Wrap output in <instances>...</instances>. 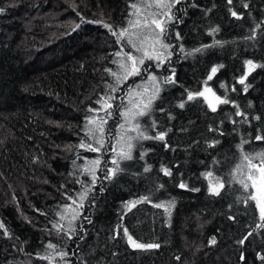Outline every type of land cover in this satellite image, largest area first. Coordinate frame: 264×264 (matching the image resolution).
Returning <instances> with one entry per match:
<instances>
[{
	"label": "trees",
	"instance_id": "obj_1",
	"mask_svg": "<svg viewBox=\"0 0 264 264\" xmlns=\"http://www.w3.org/2000/svg\"><path fill=\"white\" fill-rule=\"evenodd\" d=\"M134 2L142 21L152 18L156 9L142 6L152 0H0V264H264V220L247 199L254 189L241 183L251 185L256 171L244 156L264 167L256 158L264 140L255 139L264 136V0H181L161 36L171 55L159 67L145 58L141 75L111 92L107 70L120 73L113 61L124 58L115 54L142 53L104 25L128 27ZM154 36L144 45L150 55ZM220 65L207 86L229 103L213 111L206 92L188 100ZM130 89L144 103L155 97L136 118L152 138L133 139L132 159L121 160L120 113L130 107ZM108 94L116 97L110 116L89 111ZM93 116L107 121L99 152L79 146H98L88 134ZM123 228L160 247H133Z\"/></svg>",
	"mask_w": 264,
	"mask_h": 264
},
{
	"label": "snow or ice",
	"instance_id": "obj_2",
	"mask_svg": "<svg viewBox=\"0 0 264 264\" xmlns=\"http://www.w3.org/2000/svg\"><path fill=\"white\" fill-rule=\"evenodd\" d=\"M181 0H152V3H147L143 4L142 6L145 8H154L156 11L148 13L152 18L148 19L147 17L144 18L142 21L140 17V9L141 5L138 3H132L130 7L135 10L133 15H135L137 18L135 20H129L128 21V27L122 28L119 30L117 33L112 29L110 25L105 24L104 27L109 28L110 31H112V34L114 36H117L118 42L123 41L124 45L129 46L130 48L134 49L137 52H141L142 55L140 57H137L133 55L131 52L128 53H122V52H117L115 55L116 56H122L123 59L120 61H113L114 63H117L119 68H120V73L117 72H112L111 69H108L113 76L115 80V85H108L110 88L111 92L117 91V86L120 85L123 81L127 80L131 76H136V75H141V66L144 65V60L145 58L149 60H155L157 61V67L160 66L161 62H164L167 60L168 56L171 55V53L168 52V49L171 47L169 44H165L161 41V36L165 33L166 31V24L168 21L172 20V8L179 4ZM229 4L232 3V0H227ZM247 7V5H245ZM4 9L0 8V12H3ZM232 16H238V14L235 11L231 12ZM167 18V19H165ZM78 27V25H77ZM215 31V30H214ZM150 33H155V36L153 38V42L148 46L153 53L152 55L149 54L148 50H145V41L147 40V37ZM177 38H179V34L177 33ZM159 44V48L156 47V45ZM195 51L199 52L201 49H196ZM246 64L252 67H255L253 64V61L249 60L246 61ZM219 67H223L222 65L220 66H213L210 69V73L206 78L205 85H204V90L203 91H198L196 93H188L187 99L192 100L194 97L200 96V97H205V92H210L212 95L215 97L216 101L219 104H227L229 101L226 98H221L220 96H216V94L212 91L211 87L207 86V81H211L217 71L219 70ZM143 71H147V68H144ZM172 75L174 77L175 75V70L173 69ZM150 79L152 81H156V76L150 74ZM166 82L173 83L174 80L172 78H168ZM241 84L244 83V78H241L239 81ZM221 87H225V85L221 84ZM247 89L245 88V91ZM159 90L157 89V92ZM129 105L130 107L126 108L124 112H121V118L123 119L124 123H121L119 125V128L123 130L122 135H118L117 137V144H120L123 142L124 144L127 145V151L122 150L119 153L120 159L121 160H131V141L135 138H142V139H150L152 137H147L144 136L142 132H139V123L136 120L137 117L143 116L146 114L148 109L150 108V105L152 103V100L155 98L149 97L147 100V103H144L143 101V96L142 93L136 92L130 89L129 91ZM116 99V97L111 96L110 94L106 95L105 97H101L99 100L96 101L97 104L100 105V108L98 109H92L90 108V112H99V111H105L106 116H110L111 112L108 111L113 108V101ZM207 99V97H205ZM212 107L213 111H216V107L213 105H210ZM181 108L184 107L183 104L180 105ZM237 115H243L242 113H237ZM98 117L93 116L88 118V125H92L93 127L88 128V134L92 136L93 138L99 137L96 139V144L98 145L97 147H93L91 144H84L81 143L79 146L81 148H88L89 150L93 152H99L101 148H103V137H104V127L103 125L107 122L106 119L104 118H99L100 123L97 124L96 120ZM256 119H259V117H256ZM127 125V127H126ZM130 132H136V137L128 135ZM156 139L163 140L164 139V134H160L159 136L155 137ZM256 140H264V136L257 135L255 137ZM244 143H247L245 141ZM210 146H215L210 145ZM113 150H115V146H113ZM256 158L260 159V163L264 164V154H258ZM245 160H248L249 165L254 168L256 171L255 172H250L248 174V180L251 181V185L249 183H245L241 181L243 184V187L245 189L249 188L251 186L253 189L256 191L253 192L247 199L251 200L254 202L255 207L259 211V215L261 220H264V167H260L258 164H252V160L248 156H244ZM100 161L99 159L92 161L93 166L99 165ZM113 164H117L116 160H112ZM148 168H145V171H148ZM117 171H119V167L117 165L116 168L109 169L107 173L105 174V179H110L113 176L116 175ZM165 175H171V172L168 169H163ZM92 175V183L95 184V174L94 170L90 173ZM206 176H211L212 173H206ZM255 178H260L261 179V184L258 186L256 184V179ZM180 188H186L187 185L184 183H180L178 185ZM220 188L224 187V184L221 182L220 183ZM194 191H199V189H193ZM88 189L85 188V191L80 193V199L83 201V199L86 196ZM210 191H212L215 195H219V191H217L215 188H213L210 185ZM256 192L259 193V196L256 194ZM71 199V197H69ZM146 199V198H141ZM76 201H73L75 203ZM140 202V201H137ZM247 202V200H246ZM132 204V206H135L133 202H129ZM156 207H161V205L157 204L155 205ZM66 209H70L71 205H66ZM77 210H72L71 216L68 219V224H69V232L73 231L71 228V223L73 220L77 218ZM61 219H65L64 216H61ZM2 226V225H0ZM60 228H63V225L60 226ZM123 233L127 237V241L129 244H131L135 248L139 249H152V248H159L160 245L156 243H140L136 239L133 238L131 234H129L127 228H123ZM251 235V233H249ZM71 238V236H69ZM247 237H245L246 239ZM215 238L212 239L211 243H215ZM240 244L244 243V239L239 241ZM49 248H54L55 246L52 245L51 243L48 244ZM61 256L66 255V253H60ZM46 258V257H45ZM244 257L241 256V260H243ZM260 259L264 261V256H261Z\"/></svg>",
	"mask_w": 264,
	"mask_h": 264
},
{
	"label": "rangeland",
	"instance_id": "obj_3",
	"mask_svg": "<svg viewBox=\"0 0 264 264\" xmlns=\"http://www.w3.org/2000/svg\"><path fill=\"white\" fill-rule=\"evenodd\" d=\"M206 97H207V100L209 101V103L211 104V105H216L217 104V101H216V99H215V97L212 95V93H210V92H206ZM256 179V184L259 186L260 184H261V179L260 178H255ZM256 190L254 189V192H255ZM256 194L259 196V193L258 192H256Z\"/></svg>",
	"mask_w": 264,
	"mask_h": 264
}]
</instances>
